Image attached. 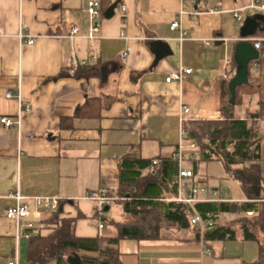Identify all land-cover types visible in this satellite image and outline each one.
Segmentation results:
<instances>
[{
    "label": "crops",
    "instance_id": "0c3cea01",
    "mask_svg": "<svg viewBox=\"0 0 264 264\" xmlns=\"http://www.w3.org/2000/svg\"><path fill=\"white\" fill-rule=\"evenodd\" d=\"M90 1H98L102 8L99 32L92 39ZM115 3L114 16L106 18L105 12ZM250 3L0 0V264L17 255L20 264H28L30 240L17 243L16 222L7 218L9 208L17 205L13 195L61 201L57 211L40 214L30 201L33 236L44 235V212L59 211L62 218H77L73 230L77 237L97 238L111 236V227L104 222L106 211L99 215L95 205L83 198L103 190H110L114 199L109 211L114 203L122 208V220L114 222L137 226L150 237L120 241L115 247L119 264H258L257 239L246 238L236 223L243 216H255L254 212L218 215L220 227L231 228L236 235L206 240L197 231L203 234L210 228L213 215L202 216L195 206L209 202L192 206L180 202L179 197L186 195L176 184L180 170H192L194 186L208 185L227 200L211 203L248 202L237 181L233 198L218 181L214 184L201 175L202 164L196 163L199 153L190 158L195 152L186 145L184 126L223 119L224 84L238 70L236 45L242 40L254 45L264 38V13L245 10ZM255 16L263 19L257 21L256 33L244 38L246 20ZM175 22L179 28L172 30ZM75 28L80 32L71 37ZM32 39L34 43H28ZM124 52H128L126 60L120 57ZM73 59L76 66L71 65ZM187 69L192 72L183 74L182 80L167 82L171 74ZM10 93L13 97L8 98ZM18 96L29 110L20 112ZM184 107L189 108L187 114ZM256 107L255 100L237 106L235 116L241 111L238 118L244 119ZM5 117L20 118L21 125L7 128L1 122ZM259 126L264 136V121ZM179 153L181 161L176 157ZM167 159L177 165L169 185H175L177 192L163 191L162 201L192 207L191 219L210 215L209 224L184 228L162 216L125 212L126 201L117 194L124 164L149 162L141 170L143 179L162 169ZM156 160L159 165L153 166ZM260 160L264 180V142ZM207 197L213 199L212 192ZM140 219L159 223L149 222L143 228Z\"/></svg>",
    "mask_w": 264,
    "mask_h": 264
},
{
    "label": "trees",
    "instance_id": "16d2710c",
    "mask_svg": "<svg viewBox=\"0 0 264 264\" xmlns=\"http://www.w3.org/2000/svg\"><path fill=\"white\" fill-rule=\"evenodd\" d=\"M260 59L250 64L249 83L237 87L236 103L231 104L229 83L224 84L221 112L223 119L210 121H194L185 124L186 145L196 143L199 157L197 164L213 161L222 162L227 174L237 181L245 192L248 202L238 204L200 203L195 206L197 212L206 216L211 214L212 224L203 234L197 231L198 237L206 240L227 237L234 238L236 231L220 227L218 215L244 214L254 212L251 218L241 217L237 220L240 230L248 239H257L260 248L258 264H264V180L260 165V149L264 142L259 123L264 120V43H262ZM236 64V63H235ZM257 66V70L254 69ZM257 102L255 110L240 119L235 116L237 106ZM136 166L140 170L136 171ZM149 162H128L121 173V187L117 193L125 199L124 210L133 216L143 213L162 216L177 222L186 228L191 224L194 215L192 207L173 202H164L163 191L177 192L171 186V175L176 172L177 165L172 159L164 162L162 169L141 178V170L146 169ZM121 201V199H120ZM77 218H62L61 212H44L42 223L50 224L49 234L41 233L33 236L28 245V264H69L75 260L78 264H119L115 247L122 240H140L150 238L141 228L130 224H119L111 221V236L97 238H79L74 234ZM95 254V255H91Z\"/></svg>",
    "mask_w": 264,
    "mask_h": 264
},
{
    "label": "built area",
    "instance_id": "2783aa9c",
    "mask_svg": "<svg viewBox=\"0 0 264 264\" xmlns=\"http://www.w3.org/2000/svg\"><path fill=\"white\" fill-rule=\"evenodd\" d=\"M254 10V11H259L264 13V2L261 0H251V3L245 8V10ZM125 10V8H123ZM244 10V9H242ZM88 14L90 18V34L89 37L95 38V35L99 32V21L102 16V8L101 4L98 1H90L88 4ZM235 17L238 20L242 19V16L238 13L235 12ZM179 28V24L177 22L173 23L171 25L172 30H177ZM79 29L75 28L72 30L71 37H75L77 34H79ZM22 37V36H21ZM255 48L259 50L262 46V43H264V38L255 40ZM28 43L32 44L34 43V40H30ZM121 59L126 60L128 57V52H124L121 54ZM78 63L76 60L71 61V65L76 66ZM255 69L257 70V66H255ZM192 72L191 69H187L184 71L180 72H175L171 74L167 78V82L171 83L172 81H179L182 80L183 74H190ZM8 98L13 97L12 94H8ZM19 101H20V112L23 111L24 109L29 110L27 107H23L21 96H18ZM189 112V108L184 107V113L187 114ZM2 124L9 128V127H19L21 125L20 118L17 120L12 119V118H2L1 120ZM191 150L195 152L190 156V158H195V156L198 155L197 153V145L196 143H191ZM177 159L178 161L182 160V154H177ZM159 162L156 160L153 162V166H158ZM195 178L194 173L192 170H187L183 169L180 170L179 172V177L176 182V184L183 189L182 191L185 192V197H179V201L182 203H186L188 205H193L195 203L199 202H225L227 200L223 198H219L220 193L216 190L210 189L208 185H193V179ZM212 192V197L208 198V194ZM16 202L17 205L15 207L9 208L7 211V218L10 220H14L17 225V233H16V241L19 243L21 240H30L33 237L32 230L35 231V225L31 222H29L30 218V201H33L36 209L38 210L39 214L43 210H51V211H57L59 206L61 205V201L56 198H51V197H44V198H32V200L28 199L27 197L22 196L20 193H16L15 195L12 196ZM86 201H90L95 205L96 212L99 215L104 214L105 208L112 203L114 200L111 197V192L110 190H103L99 192H90L86 194L83 198ZM211 216L208 215L207 218H203L199 215H196L191 219V223L193 225H200L204 226L206 224L210 223ZM104 226L100 225V229H103ZM7 264H20L19 257L18 255L12 258L7 262Z\"/></svg>",
    "mask_w": 264,
    "mask_h": 264
},
{
    "label": "water",
    "instance_id": "95a60500",
    "mask_svg": "<svg viewBox=\"0 0 264 264\" xmlns=\"http://www.w3.org/2000/svg\"><path fill=\"white\" fill-rule=\"evenodd\" d=\"M118 7V3L113 4L106 12L105 17L110 19L115 14V9ZM263 19V17L255 16L253 18H248L246 24L242 30V36L244 38L252 36L256 33L258 28V20ZM163 52L158 50V54ZM260 59V51L257 50L254 45L247 40L240 41L235 48L234 60L238 66V70L235 76L232 78L229 84V90L231 93V104L236 103V89L242 85L249 83L250 75V64L254 61ZM106 212L109 211V207L105 209ZM69 264H78L75 260H70Z\"/></svg>",
    "mask_w": 264,
    "mask_h": 264
},
{
    "label": "rangeland",
    "instance_id": "374dc122",
    "mask_svg": "<svg viewBox=\"0 0 264 264\" xmlns=\"http://www.w3.org/2000/svg\"><path fill=\"white\" fill-rule=\"evenodd\" d=\"M238 109H240V107H238ZM240 112L241 111H239L237 113L238 117L241 115ZM262 121H264V120H262ZM201 175H203L208 181H212V183H214V184H216L218 181L219 184L222 185L223 189L226 192L230 193V196L233 198L235 197L236 192H238L237 188L239 187V184H237V182L232 180L231 177L227 176L225 167H224L223 163H221V162L215 161V162L202 163ZM209 185H211V184H209ZM121 215H122L121 206L117 203H114L111 206V210L105 213L104 222L110 223L111 221L122 220ZM140 221L142 222L141 219H140ZM130 222L133 223L132 220ZM149 222H151L154 225H157V223H159L158 219L147 221V222H142L143 228L147 227V224L148 225L151 224ZM52 226L53 225L46 224L44 235L49 234L52 231V229H51Z\"/></svg>",
    "mask_w": 264,
    "mask_h": 264
}]
</instances>
